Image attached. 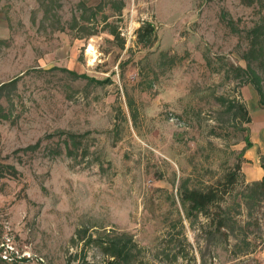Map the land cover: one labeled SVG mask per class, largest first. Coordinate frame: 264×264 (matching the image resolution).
<instances>
[{
    "label": "rangeland",
    "instance_id": "obj_1",
    "mask_svg": "<svg viewBox=\"0 0 264 264\" xmlns=\"http://www.w3.org/2000/svg\"><path fill=\"white\" fill-rule=\"evenodd\" d=\"M100 1L54 0L46 16L38 0H0V84L19 79L12 102H0L9 114L0 118V168L19 171L0 177V257L107 264L89 239L115 231L141 249L135 264H264V202L248 204L244 172L253 164L247 140H260L253 115L264 119L245 73L246 32L264 23V0H125L110 20L123 42L108 31L76 38L69 23L80 3ZM147 23L156 34L148 47L137 35ZM164 53L180 60L164 65ZM254 67L264 88V63ZM58 131L85 135L91 155L49 157L46 137ZM40 139L37 153H15ZM237 165L244 177L227 187ZM210 187L226 189L225 202L189 216L185 189Z\"/></svg>",
    "mask_w": 264,
    "mask_h": 264
},
{
    "label": "trees",
    "instance_id": "obj_2",
    "mask_svg": "<svg viewBox=\"0 0 264 264\" xmlns=\"http://www.w3.org/2000/svg\"><path fill=\"white\" fill-rule=\"evenodd\" d=\"M40 6L45 9L46 16L51 13V5L54 0H38ZM126 7L125 0H101L95 7H88L85 3H80L79 15H75L72 21L69 23V29L74 33L78 39H90L93 36H97L101 32L108 31L116 41H124L119 31V27L116 23H112V18L122 16ZM107 10L111 14H107ZM222 21L234 32L241 34V30L236 27L235 21L230 18L228 13L222 14ZM65 28H63V31ZM138 43L148 47L152 45L155 39V27L147 23L139 29L137 32ZM246 38L249 41V49L245 53V59L249 62L248 70L245 73L249 77V84H252L255 90L260 95V102L264 106V88L262 85V79L257 73L255 64L264 63V23L256 24L249 31L246 32ZM124 47V43H122ZM164 65L174 67L180 60L177 56H169L168 53L161 55ZM252 64V65H251ZM254 64V65H253ZM150 88L152 86L150 85ZM19 90V79H14L7 83L0 84V102L7 101L12 102L13 97ZM237 115L244 117L246 123H251L252 119L249 116L247 108L243 104H238ZM130 108L133 106L130 104ZM0 118L4 120L9 119V114L3 106H0ZM48 142L47 149H49V157L57 158L62 155L76 158L81 156L87 158L91 155V141L86 138L85 135H78L66 131H58L55 134L46 137ZM45 139H40L36 144L30 145L26 148H22L16 151V154H35L42 149V145ZM252 147V143L247 140V149ZM21 157V156H20ZM261 166L264 170V156L261 158ZM6 170V172H4ZM11 177H17L19 171L15 165H4L0 168V177L5 175ZM244 175L241 171V166H236V171L227 176V187L231 185H237L239 180ZM223 187L226 184L222 185ZM245 198L248 204L255 205V203L264 202V177L261 181L253 182L245 188ZM228 191L221 190L220 188L210 187L206 191L185 189L182 194V203L185 206L188 215L194 216L199 214L208 215L211 207L215 205L221 206L225 202V195ZM221 224L223 227H227V218H223ZM90 242L95 244L103 255L108 257L107 264H135L142 252L139 246L136 244L134 238L121 232H106L96 238H90ZM7 259L0 257V264H8ZM16 264V263H12Z\"/></svg>",
    "mask_w": 264,
    "mask_h": 264
},
{
    "label": "crops",
    "instance_id": "obj_3",
    "mask_svg": "<svg viewBox=\"0 0 264 264\" xmlns=\"http://www.w3.org/2000/svg\"><path fill=\"white\" fill-rule=\"evenodd\" d=\"M244 95L245 99H247L248 101H252L251 98H254L252 95L251 88L249 87H247L246 91H244ZM253 116V124L264 127V119L259 114H254ZM262 127H259L257 131V135L258 137H260V140L256 143L254 147H251L252 149L250 148L247 155V158L253 162L251 167H246V170L244 169L246 178L250 183L261 181L264 177V170L261 166V162L258 157L259 154L264 155V131L262 130Z\"/></svg>",
    "mask_w": 264,
    "mask_h": 264
},
{
    "label": "bare ground",
    "instance_id": "obj_4",
    "mask_svg": "<svg viewBox=\"0 0 264 264\" xmlns=\"http://www.w3.org/2000/svg\"><path fill=\"white\" fill-rule=\"evenodd\" d=\"M87 53L91 57L92 63H95V61L98 57V53H97L96 48L93 44L89 45Z\"/></svg>",
    "mask_w": 264,
    "mask_h": 264
}]
</instances>
